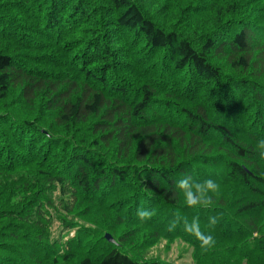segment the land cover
I'll list each match as a JSON object with an SVG mask.
<instances>
[{
	"label": "trees",
	"instance_id": "obj_1",
	"mask_svg": "<svg viewBox=\"0 0 264 264\" xmlns=\"http://www.w3.org/2000/svg\"><path fill=\"white\" fill-rule=\"evenodd\" d=\"M262 139L264 0H0V264H264Z\"/></svg>",
	"mask_w": 264,
	"mask_h": 264
},
{
	"label": "clouds",
	"instance_id": "obj_2",
	"mask_svg": "<svg viewBox=\"0 0 264 264\" xmlns=\"http://www.w3.org/2000/svg\"><path fill=\"white\" fill-rule=\"evenodd\" d=\"M257 148L260 150V157L264 159V139L258 141ZM177 188L183 193L185 203L188 207L203 206L205 208L213 204V195L219 191L220 185L212 179H207L203 182L194 181L191 177H184L177 183ZM154 212L148 209H138L137 216L141 221L150 220ZM217 223L216 217H211L208 221V228H212ZM183 225V230L193 236L200 242L202 249H209L214 246L215 240L213 236L201 228L198 217H193L189 222L186 216L180 212L173 215L169 221L167 231L173 232L177 226Z\"/></svg>",
	"mask_w": 264,
	"mask_h": 264
},
{
	"label": "rangeland",
	"instance_id": "obj_3",
	"mask_svg": "<svg viewBox=\"0 0 264 264\" xmlns=\"http://www.w3.org/2000/svg\"><path fill=\"white\" fill-rule=\"evenodd\" d=\"M57 195L58 192L54 194L56 204H58ZM51 232L54 239L59 238L61 235L60 226L56 221H53ZM147 257L159 258L175 264H192L190 249L180 241L173 243L162 241L148 251Z\"/></svg>",
	"mask_w": 264,
	"mask_h": 264
},
{
	"label": "water",
	"instance_id": "obj_4",
	"mask_svg": "<svg viewBox=\"0 0 264 264\" xmlns=\"http://www.w3.org/2000/svg\"><path fill=\"white\" fill-rule=\"evenodd\" d=\"M105 239H106V241H107L108 243H110V244H115L113 238H112L109 234H106V235H105Z\"/></svg>",
	"mask_w": 264,
	"mask_h": 264
}]
</instances>
